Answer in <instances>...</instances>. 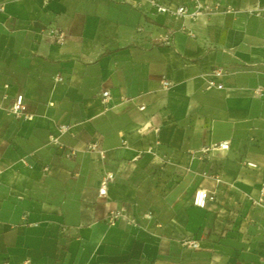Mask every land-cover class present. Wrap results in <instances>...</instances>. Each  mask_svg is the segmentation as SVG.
Masks as SVG:
<instances>
[{
	"label": "crops",
	"instance_id": "obj_1",
	"mask_svg": "<svg viewBox=\"0 0 264 264\" xmlns=\"http://www.w3.org/2000/svg\"><path fill=\"white\" fill-rule=\"evenodd\" d=\"M208 1L236 11L184 20L194 38L137 0L5 2L0 264H264V207L249 199L264 182V0ZM216 67L223 88L207 89ZM17 94L31 120L7 111ZM60 125L63 151L49 143ZM198 189L214 195L204 207Z\"/></svg>",
	"mask_w": 264,
	"mask_h": 264
},
{
	"label": "built area",
	"instance_id": "obj_2",
	"mask_svg": "<svg viewBox=\"0 0 264 264\" xmlns=\"http://www.w3.org/2000/svg\"><path fill=\"white\" fill-rule=\"evenodd\" d=\"M8 0L0 1V11L4 10V4ZM137 3L148 4L151 8L155 10L158 14H165L168 16L173 17L174 19H182L183 23H181L178 27V30L187 34L188 36L194 38L196 37L194 31L184 23V20L195 21L200 17L203 16H210L215 13H233L235 12V8L231 7L230 5L222 6L220 2H209L208 0H137ZM260 10V9H259ZM258 10L257 14H260ZM263 22H264V15H262ZM174 32L173 29L167 30L163 34H160L155 41L162 43V44H169L171 42L172 33ZM44 36L59 45H63L65 43V35L62 31L57 29H49L44 33ZM225 75V71L221 67L213 68L208 74L206 78V88L207 89H221L223 88V84L219 81ZM61 76H56V81H62ZM162 88L168 89L170 87V83L167 80L161 81ZM101 100L103 103H108L110 99V91L103 90L100 93ZM139 109H144V106H140ZM9 113H12L15 117L21 118L23 120H31L33 115L27 111L24 96L23 94H17L14 98L12 104L7 109ZM69 129L67 125H60L57 127V132L52 134L49 138V143L54 145L57 149L63 151L64 144L60 141V136L66 133ZM229 149V141L223 140L219 142H213L208 146L202 149L203 153H206L210 150H228ZM86 151L89 153H95L98 155L100 159H103L106 156V152L102 149L97 141L89 142L86 146ZM76 154V150L69 149L64 152L65 158H71ZM45 170L47 168H44ZM216 180L219 177H215ZM113 179V174L111 172H107L105 176L102 178L98 194L100 197L105 196L107 191V184ZM214 195L209 194L204 189H198L193 194V204L198 207H204L207 200H213ZM250 201L254 205L264 207V182L261 184L260 193L257 198L249 197ZM120 216H125L123 210H116L112 211L109 214V221L113 223L117 218ZM128 217V216H127ZM129 222L134 223V219L129 217ZM183 246L190 247L193 249L198 248V241L196 238H189L185 239L181 242Z\"/></svg>",
	"mask_w": 264,
	"mask_h": 264
}]
</instances>
